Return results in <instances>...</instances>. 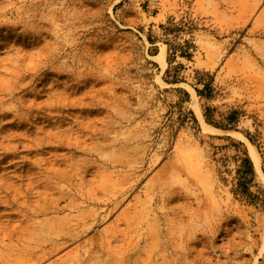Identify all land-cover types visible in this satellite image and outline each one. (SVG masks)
<instances>
[{"label": "rangeland", "instance_id": "obj_1", "mask_svg": "<svg viewBox=\"0 0 264 264\" xmlns=\"http://www.w3.org/2000/svg\"><path fill=\"white\" fill-rule=\"evenodd\" d=\"M0 264H264V0H0Z\"/></svg>", "mask_w": 264, "mask_h": 264}, {"label": "trees", "instance_id": "obj_2", "mask_svg": "<svg viewBox=\"0 0 264 264\" xmlns=\"http://www.w3.org/2000/svg\"><path fill=\"white\" fill-rule=\"evenodd\" d=\"M206 88H207V86H206ZM199 92L201 93V92H203V90H199ZM243 161H244V164L247 165L249 172H253V166H252L249 158L246 157Z\"/></svg>", "mask_w": 264, "mask_h": 264}, {"label": "bare ground", "instance_id": "obj_3", "mask_svg": "<svg viewBox=\"0 0 264 264\" xmlns=\"http://www.w3.org/2000/svg\"><path fill=\"white\" fill-rule=\"evenodd\" d=\"M252 153H253V155H254V159H255V161H256V163H257V165L259 166V159H258V155H257V153H256V151H255V149L253 148V146H252Z\"/></svg>", "mask_w": 264, "mask_h": 264}]
</instances>
